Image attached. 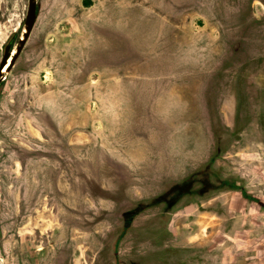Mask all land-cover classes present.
Masks as SVG:
<instances>
[{
    "label": "rangeland",
    "instance_id": "1",
    "mask_svg": "<svg viewBox=\"0 0 264 264\" xmlns=\"http://www.w3.org/2000/svg\"><path fill=\"white\" fill-rule=\"evenodd\" d=\"M81 1L61 13L36 0L0 82V168L18 177L21 220L11 264H264V5L233 0L237 13L215 16L229 44L222 75L204 65L157 77L155 53L110 44L106 1ZM27 5L0 0V60L8 42L9 60L15 51ZM214 129L223 152L213 169L234 187L163 213L165 187L215 154ZM48 228L51 247L38 249L34 235Z\"/></svg>",
    "mask_w": 264,
    "mask_h": 264
},
{
    "label": "crops",
    "instance_id": "2",
    "mask_svg": "<svg viewBox=\"0 0 264 264\" xmlns=\"http://www.w3.org/2000/svg\"><path fill=\"white\" fill-rule=\"evenodd\" d=\"M66 1L56 0L55 5L66 9ZM104 1L106 5L100 10L108 15L110 44L141 46L146 53H155L156 66L161 70L155 76L189 77L181 73H202L204 65L206 71L220 76L227 68L229 44L213 22L217 15L237 13L233 0H226L227 5H217L213 0H129L123 5L116 0ZM81 5L92 7L95 0L81 1ZM252 10L259 12L260 7L253 2Z\"/></svg>",
    "mask_w": 264,
    "mask_h": 264
},
{
    "label": "flooded vegetation",
    "instance_id": "3",
    "mask_svg": "<svg viewBox=\"0 0 264 264\" xmlns=\"http://www.w3.org/2000/svg\"><path fill=\"white\" fill-rule=\"evenodd\" d=\"M11 166L9 164L8 167L0 168V252L3 251L6 256L2 259L1 264H11L12 252L16 249L14 240L15 234H18V226L21 223L19 219L20 215L18 214L19 211L14 213L11 207L14 193L16 192L15 182L18 179ZM11 182H13L14 185H9ZM59 228V235H64L65 230L62 223H59ZM36 232L34 241L44 242L45 244L38 249L47 248L49 250L52 238L51 229H45L44 233L40 229ZM39 233L44 234V240L40 239L41 235Z\"/></svg>",
    "mask_w": 264,
    "mask_h": 264
},
{
    "label": "trees",
    "instance_id": "4",
    "mask_svg": "<svg viewBox=\"0 0 264 264\" xmlns=\"http://www.w3.org/2000/svg\"><path fill=\"white\" fill-rule=\"evenodd\" d=\"M214 131L216 152L208 163L195 170L183 180L169 183L163 192L156 198V202H161L166 205L163 213H169L171 207L185 196L209 194L218 189L234 187V184L222 179L213 169L214 160L223 152L222 134L216 129H214Z\"/></svg>",
    "mask_w": 264,
    "mask_h": 264
},
{
    "label": "water",
    "instance_id": "5",
    "mask_svg": "<svg viewBox=\"0 0 264 264\" xmlns=\"http://www.w3.org/2000/svg\"><path fill=\"white\" fill-rule=\"evenodd\" d=\"M37 19V2L36 0H28L26 15L24 19V30L21 37L17 41L15 51L10 58V43L8 42L4 47V52L0 60V82L4 77V73L9 71L13 65L15 58L18 56L22 50L27 38L30 35L31 30L34 27V24Z\"/></svg>",
    "mask_w": 264,
    "mask_h": 264
}]
</instances>
